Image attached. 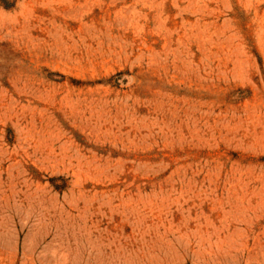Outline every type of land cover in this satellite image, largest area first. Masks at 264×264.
<instances>
[{"label": "rangeland", "instance_id": "rangeland-1", "mask_svg": "<svg viewBox=\"0 0 264 264\" xmlns=\"http://www.w3.org/2000/svg\"><path fill=\"white\" fill-rule=\"evenodd\" d=\"M262 182L264 0H0V264H253Z\"/></svg>", "mask_w": 264, "mask_h": 264}, {"label": "bare ground", "instance_id": "bare-ground-1", "mask_svg": "<svg viewBox=\"0 0 264 264\" xmlns=\"http://www.w3.org/2000/svg\"><path fill=\"white\" fill-rule=\"evenodd\" d=\"M263 183V184H262ZM260 183L261 187V191L258 192V188L257 190H255V194L257 195V197L255 198L256 199V204L254 202V205H256V211L257 213L260 212L261 213V217L260 218H263L264 217V182ZM259 184V183H258ZM254 199V200H255ZM255 207V206H254ZM256 213V214H257ZM254 214V215H256ZM263 215V216H262ZM260 216V215H258ZM257 218V217H255ZM256 221H259V220H255V224H256ZM258 226V225H257ZM262 228L264 230V218H263V223H262ZM262 230V229H261ZM259 231V230H258ZM262 232V231H261ZM259 233V232H258ZM257 234V233H256ZM260 234V233H259ZM259 234L256 236L255 238V241H254V254H255V260L253 261L254 263L253 264H264V231H263V237L261 235V237L259 236Z\"/></svg>", "mask_w": 264, "mask_h": 264}]
</instances>
